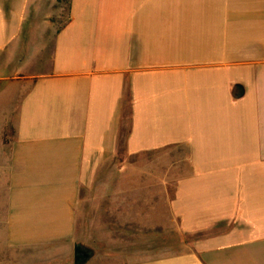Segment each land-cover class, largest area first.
<instances>
[{"label": "crops", "instance_id": "crops-1", "mask_svg": "<svg viewBox=\"0 0 264 264\" xmlns=\"http://www.w3.org/2000/svg\"><path fill=\"white\" fill-rule=\"evenodd\" d=\"M67 7L64 22L60 0H0V103L16 105L0 113V264H74L78 244L88 264H264V0ZM47 55L46 72L20 76ZM180 149L150 161L170 177L94 172ZM98 197L118 201L127 229L176 231L183 249L94 254L77 230L95 229Z\"/></svg>", "mask_w": 264, "mask_h": 264}, {"label": "rangeland", "instance_id": "rangeland-1", "mask_svg": "<svg viewBox=\"0 0 264 264\" xmlns=\"http://www.w3.org/2000/svg\"><path fill=\"white\" fill-rule=\"evenodd\" d=\"M69 0H62V7L64 9V22L66 20V7ZM32 58H35L37 60L36 66H38V70H35V67L33 66L31 70L24 71L23 75H20L21 77L26 76L28 74H39L46 72L48 70L49 66V55L47 56H33ZM34 60V59H33ZM6 90V87H3V91ZM19 91V87L15 86L14 88H11L8 91L7 95H14L17 94ZM6 93V92H5ZM6 99V104H4V107L0 103V113L3 112V114L10 115V111L12 112L14 110V107H16L14 102L11 104L7 102L9 100L7 96L3 95ZM3 101V100H2ZM3 107V108H2ZM187 157V151L185 149L175 150L172 152H161V153H154V154H148L144 156H140L141 162L138 166H128L126 168H121L119 166H109V167H99L94 168V172L98 176H118L119 174L126 175V176H133L142 174L145 176L148 175H165V176H172L171 170L169 167H159L154 166L153 168L150 166L151 159L157 160H163V161H170L172 159H185ZM147 162V163H146ZM123 169V171H121ZM125 170V171H124ZM148 174V175H147ZM113 184V183H112ZM117 185V183H115ZM142 185V189L144 192H153L155 190H162V184L161 183H149L144 182ZM170 186V191L173 190L174 183L170 182L168 184ZM101 196V194L99 195ZM105 201V202H104ZM144 202L147 203L146 207H143V219L146 220L149 217L155 218V216H151L152 210H157L156 203L157 201H152L150 198L144 199ZM152 202L154 205H152ZM108 205L110 206V209L112 210L111 214H114L115 217H110V220L108 221L112 225H105V220L107 221V218L104 214V206ZM119 208L118 201H115L114 199H111L107 201L106 199L103 200L101 198H94L91 201L90 207H87L89 215L86 216L87 220L90 221L92 219L94 221V230L90 229H83V227L79 228L77 230V234L82 240H91L93 239L94 245L93 250L94 254L98 255L99 257L103 254H111V255H118L122 256L125 252L126 253H134V252H141L144 256L148 253L150 255H154L156 251L159 250H165V249H174L176 251L183 249V238L178 235L176 231L173 232H165V231H136L127 229L124 227L123 224L120 223V220L118 219L119 216L117 215V209ZM154 214V213H153ZM152 214V215H153ZM107 222V223H108ZM110 226L112 229H110ZM123 227V228H121ZM2 236L0 235V242H1ZM187 240V239H186ZM188 241V240H187ZM152 253V254H151ZM148 256V255H146ZM101 263V261H99ZM20 263H22L20 261ZM89 264H94V262H91Z\"/></svg>", "mask_w": 264, "mask_h": 264}, {"label": "water", "instance_id": "water-1", "mask_svg": "<svg viewBox=\"0 0 264 264\" xmlns=\"http://www.w3.org/2000/svg\"><path fill=\"white\" fill-rule=\"evenodd\" d=\"M92 257L93 254L84 249L82 245H76L74 250V264H88Z\"/></svg>", "mask_w": 264, "mask_h": 264}, {"label": "trees", "instance_id": "trees-1", "mask_svg": "<svg viewBox=\"0 0 264 264\" xmlns=\"http://www.w3.org/2000/svg\"><path fill=\"white\" fill-rule=\"evenodd\" d=\"M60 3H62V0H60ZM67 6H68V4H67ZM67 9H68V7H66V9H65V10L67 11Z\"/></svg>", "mask_w": 264, "mask_h": 264}, {"label": "flooded vegetation", "instance_id": "flooded-vegetation-1", "mask_svg": "<svg viewBox=\"0 0 264 264\" xmlns=\"http://www.w3.org/2000/svg\"><path fill=\"white\" fill-rule=\"evenodd\" d=\"M84 249H86V248H84ZM87 250V249H86ZM87 251H89V250H87ZM90 252V251H89Z\"/></svg>", "mask_w": 264, "mask_h": 264}]
</instances>
